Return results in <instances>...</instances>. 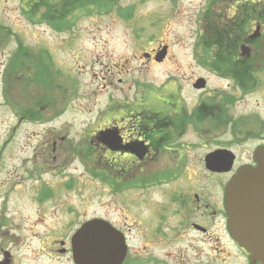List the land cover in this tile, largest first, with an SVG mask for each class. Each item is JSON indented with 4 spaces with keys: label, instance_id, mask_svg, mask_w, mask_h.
<instances>
[{
    "label": "rangeland",
    "instance_id": "374dc122",
    "mask_svg": "<svg viewBox=\"0 0 264 264\" xmlns=\"http://www.w3.org/2000/svg\"><path fill=\"white\" fill-rule=\"evenodd\" d=\"M208 1L119 0V7L132 9L129 20L118 16L115 8L109 14L100 16L79 14L72 19L73 25L69 30L56 33L45 24L30 23L22 14V8L26 10L28 7L22 0H0V26L3 29L0 32L3 40L0 51H6V59L13 57L19 40L30 55H42L41 59L47 62L45 73L29 63L28 66L23 65L21 74H18L17 64L13 68V73H16L12 80L13 88L6 94L7 104H1L0 98V239L2 250L11 252L13 264H28L31 257H38L40 239L52 236L55 240L61 239L67 234L68 226L95 217L114 225H149L154 223L153 215L160 210L179 207L173 196L182 199L188 193L201 192L204 188L210 189L217 198L221 193L223 177L207 172L204 168L205 156L222 146L242 156H250L255 144L250 142L233 148L229 131L253 130L264 135V70L242 66V58L238 53L234 55L233 45L225 46L228 39L223 37L226 42L220 40L221 48L225 46L221 60L217 59L218 53L212 50L218 44L206 51L211 61H221L227 70L241 68L252 73L254 80L238 85L230 76L224 79L226 76L212 73L201 65L200 57L204 50L197 44L203 34L202 25L206 26L205 33L212 38L218 33L214 20L206 18L203 23L200 20L202 12L206 17L209 9L215 13L214 7L207 10L205 4H235L232 15L237 14L239 18L254 14L262 16L252 20L247 27V34H251L256 30L255 23L264 19V0ZM244 4L247 9H242ZM7 28L11 35L4 36ZM261 28L263 32L264 28ZM262 32L259 26L258 33ZM164 44L168 45L165 61H147V55ZM258 45L262 48L255 49L254 53L245 45L250 59L264 57V40H260ZM46 53L48 60L44 56ZM3 59L0 55V63ZM205 59L209 62L208 56ZM39 75L45 80L47 75L49 85H39ZM198 78L206 80V90L201 91L199 96L192 88ZM173 87L182 97L188 114L198 97L201 100L211 98L210 103L216 105L213 114L201 115L194 125L187 124L183 135L169 144L175 147L161 154L170 166L169 171L176 172L175 178L165 183L115 192L84 173L80 164L73 160L68 168L39 174V180L52 184L53 197L42 204L36 202L35 187L38 182L35 179H20L25 174L19 162L20 159H27L31 147L49 135L51 129L61 136L66 135L68 144L85 146L87 142H92L99 128L121 118L127 106H132L134 112L148 109L160 111L157 110L158 104L167 102ZM28 93L34 97L38 95L42 103H39L40 106H44L43 102L47 104V98H50L54 121L17 127L12 112L32 105L27 103ZM223 95L233 98L228 114L222 107V112L229 115L232 121L217 126L215 120ZM46 109L45 105V114L48 113ZM207 120L209 126L205 122ZM27 133L33 135L27 136ZM157 157L160 161L161 157ZM174 161H177L178 168H171L175 165ZM151 164L136 170L132 166V170L135 175L138 174L137 178L145 171H162L160 162ZM29 165V162L24 163V166ZM228 172L221 171L219 174ZM69 173L74 175V185L71 190L64 191L62 183ZM16 181L18 184L13 185ZM4 223L5 226H2ZM132 230L133 234L141 233L139 228ZM139 241L142 239L132 241L137 250L141 247ZM2 250L0 247V261ZM54 264H67V261L63 257L61 262L55 261Z\"/></svg>",
    "mask_w": 264,
    "mask_h": 264
},
{
    "label": "flooded vegetation",
    "instance_id": "af4514ba",
    "mask_svg": "<svg viewBox=\"0 0 264 264\" xmlns=\"http://www.w3.org/2000/svg\"><path fill=\"white\" fill-rule=\"evenodd\" d=\"M234 5L205 4L207 10L214 7L215 13L213 14L211 12L212 9H209L210 12H208L206 17L205 13L202 12L201 14L203 15L200 14V20L202 23L206 18L214 20V23L218 25V36L221 39L225 37L228 41L232 37V28H235L236 34H234V37L243 41L242 44L248 45L254 53L255 49L262 48L258 45V42L264 40V31L262 32L261 28H264V19L255 23V25L260 26L262 33L257 38L249 40L250 34H247V28H244V33L239 34L237 32L238 24L244 22L247 16L239 18L237 14L232 15ZM236 8L239 9V6H236ZM242 9H247V6L244 4ZM245 13L246 11H244ZM0 28L2 27L0 26ZM201 30L204 34L206 26L202 25ZM2 42L3 40L0 36V45ZM240 44L241 42H239L237 47H240ZM225 46L231 47L232 44L228 43ZM212 50L220 56L222 50L225 49L224 47L221 48V44L218 43ZM157 51L153 50L147 56V61L152 60L155 62L154 56ZM5 52L0 51L1 57L4 58L0 63V98L3 105L7 104L6 94L13 88L12 80L13 76L16 75V73H13V68L18 64V74H21L23 65L28 66L29 63H32L38 66L40 62H44L38 59V55H30L28 49L16 48L13 57L10 58L11 56H9L8 59H6ZM261 57L242 58L241 64L251 69H254V67L262 68L260 71H263L264 57ZM34 82L36 81L34 80ZM204 90H206V87ZM194 91L199 96L203 90ZM28 95L30 97L27 98V103L32 105L19 109L18 112H12V117L16 119L17 127L22 124L38 125L41 121L52 122L55 120L54 112H52V102L49 101L50 98H47L46 110H48V113L45 114L44 106L39 105L38 95L35 97L32 93H28ZM221 99L222 106H220L219 111H222L223 107L227 113V109L232 104V97L223 95ZM210 100L211 98L201 100L198 97L193 110L189 114L186 113L184 101L177 90L169 94L167 102L158 104L157 110L160 111L148 109L134 112L132 111V106H127L124 108L121 118L113 124L99 128L92 142L89 144L87 142L88 145L86 144L85 146L70 145L66 135L61 136L56 132L54 133V130L51 129L49 135L44 136L39 144L31 147L30 155L27 159H20V169H24L25 174V177L21 176L20 179L37 180L35 200L39 204L53 197L52 184L39 180V174L54 172V169L68 168L73 160L80 164L84 173L87 172L91 177L107 185L113 191L115 190L109 185L108 180L120 185L122 187L120 191L132 189V181L136 177L132 166L136 170L137 167H150L153 165L151 164L152 162H160L162 164V171L154 173L162 174L164 176L163 181L167 182L168 180L165 177L168 176V168L170 166L166 164L167 160L162 159L161 154L169 152L170 149L172 150L175 147L169 146V144L183 135L187 116H192L189 123L194 125L198 123L197 119L201 115H211L215 112L216 105H212ZM132 114L137 116L135 117ZM227 114L225 118L230 121V116ZM132 116L134 120H132ZM206 122L209 126V121ZM108 129L113 132L114 139L111 144L117 147L115 150L111 149L100 136V132ZM229 134L233 148L250 142L255 145L250 156H242L230 150L234 156L231 171L223 174H214L223 177L221 193L218 194L217 198L214 197L210 189L206 190L203 188L201 192L196 190L188 193L182 199H176L173 196V199L178 201L179 207L160 210V213L153 215V224L134 225L131 227L111 223L123 235L126 244V255L121 264H261L258 261H253L246 251L233 239L227 226L228 216L224 209L223 192L225 183L235 174L238 168L245 165H255L253 153L256 148L264 145V135L259 131L245 132L241 129L234 133L230 130ZM31 135L33 134L27 133V136ZM133 144L139 145L141 150L144 151L143 156L140 158L132 154ZM125 147L130 149L127 150ZM219 149L227 148L222 146ZM177 152H179V149H177ZM157 156L161 157L160 161ZM25 162H29L30 165L24 166ZM174 162L175 165L171 168H178L177 161ZM148 164L151 165L149 166ZM150 174V171H145L142 172L141 177L144 179ZM73 177L74 175L69 173V176L65 178V182L62 183V190L69 191L72 189L74 185ZM175 177L176 174L174 173L173 178ZM16 184H18L17 181L13 182V185ZM81 224L68 226L67 234L61 239L55 240L53 236L50 239H40L38 242L40 255L31 257L28 264H54L55 261L61 262L63 257L67 264H74L72 261V236L80 228ZM2 226H5V223ZM131 228L134 230L139 228L141 233L133 234L134 232ZM137 238L142 239V241H139L141 244L140 250L135 249L132 243ZM2 245V240L0 239L1 250ZM3 259H7L9 264H13L10 251L2 250Z\"/></svg>",
    "mask_w": 264,
    "mask_h": 264
},
{
    "label": "water",
    "instance_id": "95a60500",
    "mask_svg": "<svg viewBox=\"0 0 264 264\" xmlns=\"http://www.w3.org/2000/svg\"><path fill=\"white\" fill-rule=\"evenodd\" d=\"M255 36L257 30L252 37ZM241 51L242 55H249L247 48L241 47ZM165 54L166 47H163L155 60L161 62ZM193 87H204V81L198 80ZM100 136L111 149H117L111 144L114 139L111 130L100 132ZM135 150L132 146V153ZM254 161L255 167H242L226 184L224 206L232 237L254 260L264 264V147L255 151ZM231 162L232 156L224 151L205 157L206 168L215 172L229 170ZM124 256L122 235L104 220H89L72 236V258L76 264H121ZM0 264H9V261L4 259Z\"/></svg>",
    "mask_w": 264,
    "mask_h": 264
},
{
    "label": "trees",
    "instance_id": "16d2710c",
    "mask_svg": "<svg viewBox=\"0 0 264 264\" xmlns=\"http://www.w3.org/2000/svg\"><path fill=\"white\" fill-rule=\"evenodd\" d=\"M24 4H27L26 10L22 8L23 16L30 21V23H39L45 24L53 31L57 33H61L65 30H69L71 28L72 19L77 18L79 14H86V15H103L109 14L114 8L117 11L118 16L123 18L124 20H129L132 16V9H124L119 7V0H22ZM213 3V1L211 2ZM250 10H254L252 7L249 8ZM262 16H258L257 14L247 16V18L238 25L239 30L237 32L244 33V28L249 27L250 23L254 19L261 18ZM245 22H247L245 24ZM235 28H232V37L228 41L233 45L232 50L234 51V55H236V46L239 42L235 39L234 34H236ZM3 29L0 28V32ZM11 35L10 30L7 28L6 36ZM223 40L226 42L225 39H221L218 34L212 38L210 34L206 33L202 36L201 43L204 46V54L209 55V52L206 51L211 46H215L216 44L220 43ZM216 43V44H215ZM225 47V46H223ZM16 48H24L23 44L17 40ZM225 49V48H224ZM221 55V54H220ZM42 55H38V59H41ZM45 59L48 60L47 53L44 54ZM223 58L225 56H222ZM220 58V59H219ZM221 60V56L217 58ZM41 61H43L41 59ZM201 63L204 64L206 67L211 69L212 71H216L218 74L223 76H230L232 80H234L238 85H242L243 82L248 81L250 83V79L252 80L251 73L247 72L241 68H233L232 70H227L226 67L222 66L219 61H209L207 62L204 57H201ZM16 65V63H15ZM38 69L41 72H47V62H40L38 64ZM45 78H41L39 75V85H47V75ZM49 78V76H48ZM246 82V83H248ZM42 104V103H40ZM223 115L221 116V118ZM220 115H216V123L219 125ZM104 180V179H103ZM106 181V180H104ZM109 185L115 190L119 191L122 189L120 185H116L113 181H107Z\"/></svg>",
    "mask_w": 264,
    "mask_h": 264
},
{
    "label": "bare ground",
    "instance_id": "6f19581e",
    "mask_svg": "<svg viewBox=\"0 0 264 264\" xmlns=\"http://www.w3.org/2000/svg\"><path fill=\"white\" fill-rule=\"evenodd\" d=\"M46 102H47V101H46ZM43 105L45 106V105H46V103H44V102H43Z\"/></svg>",
    "mask_w": 264,
    "mask_h": 264
}]
</instances>
